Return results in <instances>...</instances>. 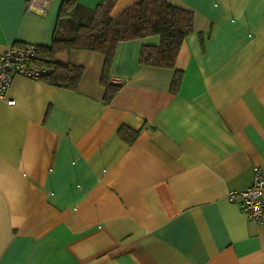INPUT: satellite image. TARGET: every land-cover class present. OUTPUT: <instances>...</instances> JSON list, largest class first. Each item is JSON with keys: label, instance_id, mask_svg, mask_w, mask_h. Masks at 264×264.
Here are the masks:
<instances>
[{"label": "crops", "instance_id": "crops-1", "mask_svg": "<svg viewBox=\"0 0 264 264\" xmlns=\"http://www.w3.org/2000/svg\"><path fill=\"white\" fill-rule=\"evenodd\" d=\"M27 1L0 0V51L51 43L62 0L42 13ZM167 2L193 13L174 66L139 62L156 34L119 41L108 101L100 52L55 55L83 66L75 88L13 77L0 264H264V223L226 196L264 172V0Z\"/></svg>", "mask_w": 264, "mask_h": 264}, {"label": "trees", "instance_id": "trees-1", "mask_svg": "<svg viewBox=\"0 0 264 264\" xmlns=\"http://www.w3.org/2000/svg\"><path fill=\"white\" fill-rule=\"evenodd\" d=\"M115 1L101 0L94 8L83 9L77 0H62L51 43L37 44L34 62L48 68L41 80L75 88L82 77L83 66L59 63L55 61V55L73 49L100 52L104 55L101 73L103 98L108 101L118 88L109 81V69L117 43L152 34L158 35L159 42L142 45L139 62L174 66L181 43L193 28L192 11L172 5L167 0H137L112 17L110 10Z\"/></svg>", "mask_w": 264, "mask_h": 264}, {"label": "built area", "instance_id": "built-area-1", "mask_svg": "<svg viewBox=\"0 0 264 264\" xmlns=\"http://www.w3.org/2000/svg\"><path fill=\"white\" fill-rule=\"evenodd\" d=\"M52 0H28L27 8L44 12ZM36 43L11 45L0 51V99L14 104L13 98L6 97V90L13 77L20 75L29 79H40L48 68L34 62L37 55ZM253 181L242 189L227 192V199L240 204L241 210L253 221L264 223V172L254 169Z\"/></svg>", "mask_w": 264, "mask_h": 264}]
</instances>
